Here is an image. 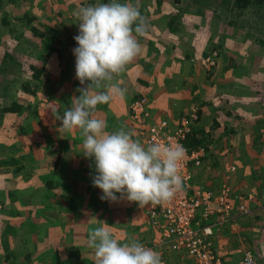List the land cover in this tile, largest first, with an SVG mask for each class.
<instances>
[{
	"label": "crops",
	"instance_id": "1",
	"mask_svg": "<svg viewBox=\"0 0 264 264\" xmlns=\"http://www.w3.org/2000/svg\"><path fill=\"white\" fill-rule=\"evenodd\" d=\"M77 1L70 0L67 5L71 7L72 2ZM110 2L83 0L79 3L87 6ZM119 2L131 3L139 8L147 31L144 36L136 37L140 44L139 54L116 77L115 82L126 89V93L113 96L107 104L97 105L94 115L106 122V131L124 128L132 133L134 139L141 141L143 139L139 137L129 112V102L134 96L146 95L152 119L169 115L172 125L176 117L195 105L193 97L188 98V90L181 87L182 79H191L188 52L185 50V55L180 56L182 51H174L179 49V45L197 39L200 35L196 30L198 20L196 22L181 12L188 10L187 4H167L162 0ZM3 4L5 16L13 18V15H20V23H13L18 25L12 28L18 40L27 39L26 44L28 41H39L41 47L36 54L25 51L23 55L14 54L9 48L0 50V70L2 68L8 74L2 78L0 89H21L29 94L26 99L13 98L18 107H5L6 111L0 112V122L13 115L17 122L15 138L11 136L13 130L10 123L7 125L9 129H5L9 138L6 136V141L0 139L5 151L0 157V170L4 173L0 188L4 185L5 190L0 189V198L11 204L3 209L0 217V264H95L94 250L88 247V236L91 229L100 226L108 227L120 242L134 240L136 236L148 242L154 240L153 236L158 233L143 211L146 205L140 206L138 211L135 207L138 202L101 200L102 190L94 187L91 179L95 173L94 162L83 155L80 130L66 132L59 129L61 120L57 118L70 107L73 97L80 95L78 89L85 87L76 78V58L72 50L78 46L73 39L78 21L75 15L73 19L69 18L71 21L67 18V14L71 16L73 13L72 9L68 8L70 12L62 9L64 0H8ZM11 62L20 66L21 79L32 78V66L41 69L33 78V83L38 85L36 91L23 90L21 79L17 83V75L8 72L12 68ZM172 67H176L178 76L172 75L175 74L171 72ZM11 100H5L4 105L8 106ZM201 114L195 125L203 131L207 152L202 166L192 167L193 182L213 187L220 174L218 180L223 177L222 181L226 180L238 189L245 171L239 164L241 157L232 150L221 161L222 154L226 152L224 136L216 128L207 131V119ZM227 128L232 130L231 126ZM228 137L229 133H226L225 139ZM235 156H238L237 159ZM232 164L235 165L234 170H230ZM117 196L120 194L117 193ZM11 206L14 210L10 212ZM44 217L47 222L34 228L33 225L39 221L45 222ZM230 221L224 230L232 231L231 224L241 225L247 219L239 217ZM166 242V246L162 244V249L170 253L172 248L169 244L172 243ZM252 242L256 241L243 236L229 240L232 245L246 247ZM215 243L223 262L232 261L229 260V244L225 242L222 246L216 238Z\"/></svg>",
	"mask_w": 264,
	"mask_h": 264
},
{
	"label": "rangeland",
	"instance_id": "2",
	"mask_svg": "<svg viewBox=\"0 0 264 264\" xmlns=\"http://www.w3.org/2000/svg\"><path fill=\"white\" fill-rule=\"evenodd\" d=\"M0 1V18L2 19L0 21V50L13 49L16 55H23L25 51L28 54H36L37 50L40 49L39 47H41L40 42L33 40L31 42L28 41V44H26L27 39L25 41L23 39L18 40L19 37L12 32V28L13 23H20V15H13V18H10L9 15L5 16L6 10H3V2L8 0ZM68 1L70 0H64L62 9L69 11L68 8H71L73 13L71 16L67 14V18L71 17L73 19L74 13L84 4L81 5L77 1L78 3L72 2L73 6L69 7L67 5ZM162 1L167 4H187L189 6L188 10L181 12L185 15L188 14L196 22L198 20L196 30L200 35L197 39L191 43H183V46L179 45V49L174 51V53H178L186 50L185 52H188V64L191 67V79L188 78L186 81L182 79L181 87L185 91L188 90V98L193 97L192 101L195 102V105L204 109V115L202 110L201 116L207 119V131L216 128L219 133L223 134V140L226 141L224 143L226 152L222 156L220 153L221 161L225 160L227 154L231 153L232 150L237 151L238 156L241 157V162H238L245 168V171H243L242 176L243 182L241 186L238 184L237 187L239 191L250 195L246 203L250 207H255V204L261 203L259 197L261 196V186L264 183V1L259 5L249 4L246 7H237L232 4V0H204L201 4H195L193 0ZM17 25H14V27ZM21 37L23 38L24 35H21ZM258 40H261L263 44ZM216 47L218 50L215 49ZM213 50H216L213 57L214 63H212L214 67L209 68L211 63H203L201 59L206 53L214 54ZM185 52L179 53V55L184 56ZM231 62H236L237 64L233 65ZM11 66L12 68H9L8 72L17 75L16 81L18 83L21 79L20 66L12 62ZM171 72H177L176 67H172ZM6 75L8 74H5L4 69L1 68L0 80ZM172 75L176 76L177 74ZM193 87H196L194 92H192ZM28 96L29 94L21 89L6 91L0 89V111H6L5 100L9 101L15 97L19 100L22 98L26 99ZM200 102L203 103V107ZM165 116L170 117L169 115ZM10 123L11 131L13 130L11 136L15 138L17 122L14 120L13 115L5 119L4 122H0V139L3 141H6V136L8 138L10 136L5 132V129H9L7 125ZM227 126H231L232 130L227 128ZM226 133H229L230 138L225 139ZM139 137L143 139L140 135ZM142 141L147 144L144 139ZM2 145V142H0V157L5 152ZM218 150L221 152V148H218ZM237 157L235 156L236 159ZM228 158L230 159V156ZM219 163L220 158L218 159ZM218 176L221 177L220 174ZM218 176L215 179L217 183L214 181L216 185L213 187L215 188L220 185L223 178L218 180ZM3 178V170H0V184ZM0 189L5 192L4 185ZM0 196H2L1 193ZM8 205H11L10 202L3 200L1 197L0 217L4 213L3 209ZM135 207L138 211L140 210L139 204H136ZM12 210L14 208L11 206L8 211L11 212ZM143 211L145 213L144 209ZM232 212L234 213L230 218L214 228L216 230L214 235L216 239H219V243L222 246L225 245V242L229 244V249L231 250L229 260L232 261H226V264H240L241 255H243L245 249H251L256 254L258 263L264 264V205L256 206L248 213L238 212L237 210ZM239 217H244L247 221L246 223H241V225L240 223L231 224L232 229L237 228V231L224 230L226 225H230V220ZM44 220L45 222L41 223L39 221L33 227L37 228L46 223L45 217ZM1 223L2 220H0ZM240 228L242 231H239ZM261 232L263 235H261ZM156 233L158 234L153 236L152 239L156 242L159 241L155 251L160 254L162 264H193L192 260L187 256L181 255V252L177 251L179 249L173 244H169L172 250L174 248L177 250H171L170 253L164 252L162 244L166 246V241L170 240L165 239L157 228ZM235 236H243L245 239L250 237L256 242H252L249 247L245 245L235 246L229 243L230 238ZM134 240L146 244L153 241L148 242L144 238H140V236H136ZM125 241H129V239H125Z\"/></svg>",
	"mask_w": 264,
	"mask_h": 264
},
{
	"label": "clouds",
	"instance_id": "3",
	"mask_svg": "<svg viewBox=\"0 0 264 264\" xmlns=\"http://www.w3.org/2000/svg\"><path fill=\"white\" fill-rule=\"evenodd\" d=\"M74 15L79 29L73 37L78 45L72 50L75 72L85 87L57 118L59 129L80 130L83 155L94 162L91 179L102 190L101 200L127 199L139 206L170 201L183 187V148L157 142L145 145L124 128L106 131V122L94 115L97 105L126 93L115 80L140 52L136 37L146 34L145 18L137 6L119 0L82 6ZM88 247L94 250L95 264H162L157 251L136 240L120 242L105 226L89 231Z\"/></svg>",
	"mask_w": 264,
	"mask_h": 264
},
{
	"label": "built area",
	"instance_id": "4",
	"mask_svg": "<svg viewBox=\"0 0 264 264\" xmlns=\"http://www.w3.org/2000/svg\"><path fill=\"white\" fill-rule=\"evenodd\" d=\"M78 32L77 23L74 34L77 35ZM213 52L214 54L208 53L203 56L202 62L214 63L216 50ZM129 112L138 134L147 144L157 142L179 145L184 150L180 165L183 187L170 201L146 205L145 213L151 225L156 227L165 239L170 240L181 255L189 257L193 264H223L215 243L214 228L230 218L233 210L248 213L256 206L264 205V183L259 197L261 203L250 207L246 203L250 195L232 187L226 180L217 188L193 182L192 167L202 166L203 157L207 152L203 144L189 146L186 143L188 133L199 119L195 105L178 116L174 120V125L170 118L165 116L153 120L147 105V96L143 94L136 95L130 100ZM234 169L235 165H230V170ZM142 244L156 250L159 241L153 240ZM240 264L259 263L256 254L251 249H245Z\"/></svg>",
	"mask_w": 264,
	"mask_h": 264
},
{
	"label": "trees",
	"instance_id": "5",
	"mask_svg": "<svg viewBox=\"0 0 264 264\" xmlns=\"http://www.w3.org/2000/svg\"><path fill=\"white\" fill-rule=\"evenodd\" d=\"M204 0H193V2L195 4L197 3H202ZM264 0H232V4H234L237 7H246L249 4H255V5H259L263 2ZM259 42H261L263 44V42L261 40H258ZM218 47V46H217ZM215 48L216 50H218V48ZM207 54V53H206ZM9 54L6 53V56H8ZM10 56V55H9ZM4 60V58H3ZM233 65L237 64L236 62H231ZM214 64H209V68H213ZM33 70L31 73V77L30 79H21V86L23 87V90H25L26 92H34L37 90L38 85L36 83H33V78L38 76V73H40L41 69L32 66ZM208 68V69H209ZM210 73V72H209ZM22 75V74H21ZM5 78V77H4ZM8 80V79H7ZM2 80H0L1 82ZM3 81H5L3 79ZM6 82V81H5ZM5 87V86H4ZM196 87H193L192 92H194ZM7 90V88L5 89V91ZM203 102V101H202ZM200 105L202 106L203 103L200 102ZM18 102L14 101L13 99L11 100L10 104L8 106H6V108L8 109H14L16 107H18ZM197 107V112H198V116L200 118V114H201V107H199L198 105H195ZM2 112V111H0ZM185 113V112H183ZM182 113V114H183ZM2 117V113H0V120ZM199 120V119H198ZM186 143L189 146H196L199 144H205V137L203 135V131L200 127L193 125L192 130L188 133L187 137H186ZM206 145V144H205ZM224 263V262H223ZM225 264V263H224Z\"/></svg>",
	"mask_w": 264,
	"mask_h": 264
}]
</instances>
